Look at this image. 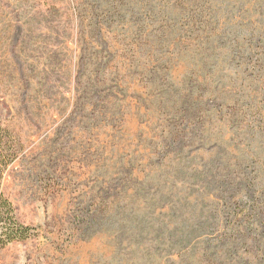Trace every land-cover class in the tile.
Wrapping results in <instances>:
<instances>
[{
    "label": "rangeland",
    "instance_id": "rangeland-1",
    "mask_svg": "<svg viewBox=\"0 0 264 264\" xmlns=\"http://www.w3.org/2000/svg\"><path fill=\"white\" fill-rule=\"evenodd\" d=\"M0 264H264V0H0Z\"/></svg>",
    "mask_w": 264,
    "mask_h": 264
},
{
    "label": "trees",
    "instance_id": "trees-1",
    "mask_svg": "<svg viewBox=\"0 0 264 264\" xmlns=\"http://www.w3.org/2000/svg\"><path fill=\"white\" fill-rule=\"evenodd\" d=\"M13 152L11 140L0 127V247L25 241L31 236V227L18 220L11 201L3 193V180L13 161Z\"/></svg>",
    "mask_w": 264,
    "mask_h": 264
}]
</instances>
